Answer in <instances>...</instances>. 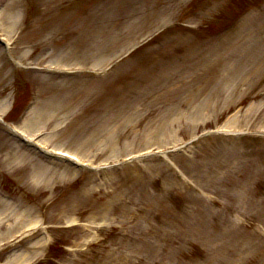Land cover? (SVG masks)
Listing matches in <instances>:
<instances>
[{
  "label": "rangeland",
  "instance_id": "obj_1",
  "mask_svg": "<svg viewBox=\"0 0 264 264\" xmlns=\"http://www.w3.org/2000/svg\"><path fill=\"white\" fill-rule=\"evenodd\" d=\"M1 19L22 64L0 46L5 119L39 101L35 142L113 167L42 158L1 132L0 261L264 264V0H0ZM175 25L187 33L132 52ZM21 153L51 183L37 187Z\"/></svg>",
  "mask_w": 264,
  "mask_h": 264
},
{
  "label": "bare ground",
  "instance_id": "obj_2",
  "mask_svg": "<svg viewBox=\"0 0 264 264\" xmlns=\"http://www.w3.org/2000/svg\"><path fill=\"white\" fill-rule=\"evenodd\" d=\"M3 14H4V10L2 11V15ZM20 15L21 14H18V17H20ZM2 18H3V16H2ZM12 21L13 22H17V19L16 18H12ZM0 23L6 25L7 29H10V27L14 26L13 24L10 25V26L7 25L5 19L4 20L1 19ZM38 103H39V101H37L36 104L31 108V110L28 112L26 118L22 122L23 128L27 129V131H29V132L32 129V127H34V124H36V123L40 124L42 118L44 117V111L40 110V107H39ZM9 107H10V103L8 101L3 100L2 102H0V114L1 113H6L8 111V109H9ZM52 109H53V104L51 105L50 110H48V112H47L49 114V119H51L55 115V111L54 110L52 111ZM44 119H45V117H44ZM36 127H39V125H36ZM19 157L21 158L20 164L24 160H27L30 163V167L29 168L31 169V171L29 172L28 175H29V177L31 179H33V181L36 182V184L38 185L37 187L43 185L44 181L47 182V183H51L52 177L47 175V174H49V171H48L49 168L44 169L45 165L43 163L39 162L38 160L36 161L34 158H30V157L28 158L25 153H21L19 155ZM27 166H28V164H27ZM47 177L50 178V179H48ZM0 208L1 209L4 208V204L0 203ZM3 213H0V214H3ZM6 233H9V232H6ZM5 235H7V234H5ZM28 259H29V257H28V255L26 253H24V254H15L14 258L11 260V264H23Z\"/></svg>",
  "mask_w": 264,
  "mask_h": 264
}]
</instances>
